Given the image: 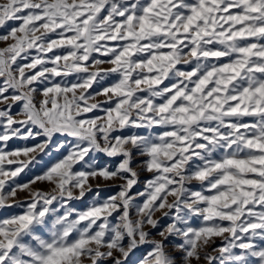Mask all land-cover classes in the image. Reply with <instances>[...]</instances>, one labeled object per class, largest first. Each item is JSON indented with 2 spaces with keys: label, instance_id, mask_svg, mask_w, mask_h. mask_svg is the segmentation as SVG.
Here are the masks:
<instances>
[{
  "label": "snow or ice",
  "instance_id": "6c2138e0",
  "mask_svg": "<svg viewBox=\"0 0 264 264\" xmlns=\"http://www.w3.org/2000/svg\"><path fill=\"white\" fill-rule=\"evenodd\" d=\"M10 21L0 210L22 211L0 219V264H128L149 244L139 264H264V0H7L0 28ZM14 139L38 142L8 150ZM49 146L60 157L15 183ZM137 156L152 176L133 194ZM97 178L123 183L103 196Z\"/></svg>",
  "mask_w": 264,
  "mask_h": 264
},
{
  "label": "rangeland",
  "instance_id": "374dc122",
  "mask_svg": "<svg viewBox=\"0 0 264 264\" xmlns=\"http://www.w3.org/2000/svg\"><path fill=\"white\" fill-rule=\"evenodd\" d=\"M7 3V0H0V4H4ZM18 24V22H14V21H10L8 22L4 28H0V35L5 34L7 32V30L11 27H14ZM11 41H8L7 43H10ZM7 43L0 41V48H4L7 46ZM49 55H52V53H49ZM18 63H21V61H18ZM101 67L103 68H109L111 67L110 65H102ZM94 70V69H93ZM59 79V78H58ZM68 79H72V77H69ZM110 81H106V83H108ZM169 81H165V84H168ZM164 85H162L163 87ZM42 87V86H41ZM95 87V86H94ZM92 91V90H90ZM35 99L37 102H39L42 97L39 95V93L36 94ZM104 97H97V101H101L103 100ZM4 105L0 104V108H3ZM20 108V105L17 104L12 108V112L16 113L18 112ZM100 113L97 112H93V113H89V116H94V115H99ZM20 118V117H18ZM66 139L65 137H55L54 138V143L57 140H64ZM42 140V138H41ZM38 141L35 140H28V141H23V140H12L9 141L8 144V150L14 149V148H19V147H23L26 144L27 145H32L37 143ZM51 147L49 146V150H47L48 154L45 153H35L34 155L36 156L37 160H40L41 163L40 164H36L34 167L33 165H29V169H26L24 173H21L19 177L16 178L15 183H19V184H23L28 182L33 176L40 174L48 165L54 163L59 157H60V153H56L55 151H51ZM99 160L101 162V164H109L111 165V167H115L116 164L119 162L120 157H117L115 159H109L103 155H99ZM144 159L143 157H139L137 156L133 162V167L137 168V171L139 172V183L132 189V193L135 194L137 192H140L144 189V182L148 179L151 178L152 174L151 173H147L145 171H142L140 168L137 167V165L139 164V162ZM11 167H15V165L11 166ZM90 183L93 186V189L95 190L97 186H99L102 189V195L103 196H108L111 194L116 193L119 189H118V185H120L121 183H123V181L119 180V179H113V180H109V181H104L100 178H97L95 180H91ZM12 186V182H9V186L5 187V192H8L10 190V187ZM32 190L34 191H44V192H50L52 190V185L47 183V182H37L35 185H32ZM193 188H197L198 185H196L195 183L192 185ZM90 197H91V193H89L88 196H86L84 198V200L82 201H73L72 202V206L83 210L84 208H86L88 206V203L90 202ZM30 199L29 196V192L26 191H18L17 193V197L14 200H10L9 203L12 204H19L22 202H25L27 200ZM143 198H138L137 201H135V203H139ZM172 198H169V201L171 202ZM22 211V208L20 207H13V208H7V209H3L0 210V219H4V218H8L12 215H16L19 214ZM132 218L135 219V211L133 210L132 213ZM155 219L159 220L160 222V227L157 229H152L150 227L146 228L145 230L150 231L152 233V238L155 240H160L161 237H159L158 235H156V233L160 230H162L163 226L167 225L169 223L168 218L164 217L162 212H158L156 213ZM199 223L198 220H193V224L197 225ZM178 243V240L172 237H169L168 241H165L166 247H167V251L172 254L175 258H177L179 260L181 253L175 250L174 245ZM221 243V240L219 238H217L215 240V245L210 246L208 249H206V251H211V247H214L216 245H219ZM152 245H144L141 248L137 249L136 252L129 258L128 264H139V262L147 255V253L151 250ZM214 255L216 253H213ZM108 264H111V262L109 261ZM193 264H196L195 261H193ZM199 264H207V262L203 259H201V261L199 262Z\"/></svg>",
  "mask_w": 264,
  "mask_h": 264
}]
</instances>
